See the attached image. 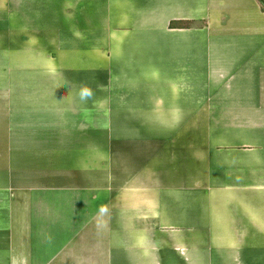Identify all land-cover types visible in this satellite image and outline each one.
Returning <instances> with one entry per match:
<instances>
[{
  "label": "crops",
  "instance_id": "1",
  "mask_svg": "<svg viewBox=\"0 0 264 264\" xmlns=\"http://www.w3.org/2000/svg\"><path fill=\"white\" fill-rule=\"evenodd\" d=\"M0 264H264L258 0H0Z\"/></svg>",
  "mask_w": 264,
  "mask_h": 264
},
{
  "label": "trees",
  "instance_id": "2",
  "mask_svg": "<svg viewBox=\"0 0 264 264\" xmlns=\"http://www.w3.org/2000/svg\"><path fill=\"white\" fill-rule=\"evenodd\" d=\"M258 1L261 3L262 9L264 10V0H258Z\"/></svg>",
  "mask_w": 264,
  "mask_h": 264
}]
</instances>
